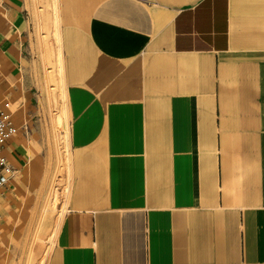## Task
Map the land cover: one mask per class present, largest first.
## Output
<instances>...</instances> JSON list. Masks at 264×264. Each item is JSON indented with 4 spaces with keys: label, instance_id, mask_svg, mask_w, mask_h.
Returning a JSON list of instances; mask_svg holds the SVG:
<instances>
[{
    "label": "crops",
    "instance_id": "crops-1",
    "mask_svg": "<svg viewBox=\"0 0 264 264\" xmlns=\"http://www.w3.org/2000/svg\"><path fill=\"white\" fill-rule=\"evenodd\" d=\"M67 7L69 196L47 264H264V0ZM31 25L30 0H0L17 173L49 141Z\"/></svg>",
    "mask_w": 264,
    "mask_h": 264
},
{
    "label": "rangeland",
    "instance_id": "rangeland-1",
    "mask_svg": "<svg viewBox=\"0 0 264 264\" xmlns=\"http://www.w3.org/2000/svg\"><path fill=\"white\" fill-rule=\"evenodd\" d=\"M32 25L28 55L40 112L49 124L46 156L31 161L0 191V264H47L54 248L52 234L67 212L70 174L69 113L65 65L60 66L69 28L68 5L78 0H30ZM154 5L168 0H140ZM61 38L60 43L59 40ZM17 94L5 93L1 104L20 118ZM26 103V101L24 102Z\"/></svg>",
    "mask_w": 264,
    "mask_h": 264
},
{
    "label": "built area",
    "instance_id": "built-area-1",
    "mask_svg": "<svg viewBox=\"0 0 264 264\" xmlns=\"http://www.w3.org/2000/svg\"><path fill=\"white\" fill-rule=\"evenodd\" d=\"M19 128L13 119V114L0 102V191L17 174V170L9 162L6 155L2 154L1 148L10 140ZM1 218V216H0Z\"/></svg>",
    "mask_w": 264,
    "mask_h": 264
}]
</instances>
